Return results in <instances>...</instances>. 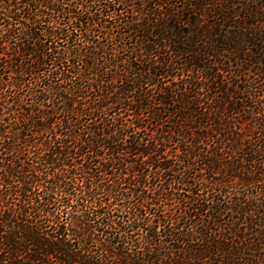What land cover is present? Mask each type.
<instances>
[{
    "label": "trees",
    "instance_id": "trees-1",
    "mask_svg": "<svg viewBox=\"0 0 264 264\" xmlns=\"http://www.w3.org/2000/svg\"><path fill=\"white\" fill-rule=\"evenodd\" d=\"M0 264H264V0H0Z\"/></svg>",
    "mask_w": 264,
    "mask_h": 264
}]
</instances>
